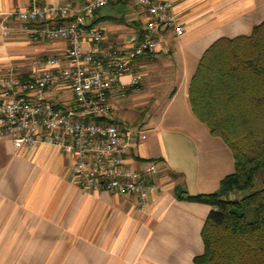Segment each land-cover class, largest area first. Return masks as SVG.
Instances as JSON below:
<instances>
[{"label":"crops","instance_id":"crops-1","mask_svg":"<svg viewBox=\"0 0 264 264\" xmlns=\"http://www.w3.org/2000/svg\"><path fill=\"white\" fill-rule=\"evenodd\" d=\"M84 2L0 0V78L13 75L25 79L32 73L36 60L59 56L66 49L62 41L30 39L18 30L20 23L10 14L33 5L70 3L79 7ZM170 2L172 12L183 26V34L175 37L170 32L161 33L158 53L133 60L134 68L143 76L142 82L135 88H127L125 98L113 100L114 114L125 110L127 100L139 97L141 84L145 89L150 87L151 64L157 61L162 65L157 72L169 74L159 89L167 93L169 103L182 89L186 98L184 108L199 122L188 100L189 81L199 60L218 40L248 38L255 27L264 23V0ZM144 20L145 12L135 0H117L95 12L87 26L101 29L102 46L111 44L128 49L141 37ZM3 27L11 29L7 35L1 34ZM121 81L127 84L128 77H122ZM177 81L180 82L175 88ZM49 99L63 107L72 103L71 95L63 90L55 91ZM115 121L142 132V138L134 139L132 161L140 168L149 161L158 164V172L151 179L156 192L143 209L138 208L137 199L132 196L105 190L79 191L70 172L71 158L57 147L16 149L9 140H0V264H192L202 253L200 232L210 207L177 200L174 189L179 186L192 196L216 191L218 188L195 192L189 187L213 184L204 165L186 159L185 150L175 140L168 150L161 139V150L149 152L140 126L144 122L142 115L138 118L141 124L135 120L125 125L126 121L118 117ZM207 133L205 140L217 144L215 151L226 162L230 159L233 172L229 149L208 130ZM212 139H219L225 148ZM221 179H216L214 185Z\"/></svg>","mask_w":264,"mask_h":264},{"label":"built area","instance_id":"built-area-1","mask_svg":"<svg viewBox=\"0 0 264 264\" xmlns=\"http://www.w3.org/2000/svg\"><path fill=\"white\" fill-rule=\"evenodd\" d=\"M114 1L85 0L79 7L33 5L10 14L17 17L18 30L30 39L62 41L66 49L59 56L36 60L25 79L0 78V140H9L16 149L57 147L71 158L70 172L79 191L132 196L143 209L156 192L151 179L158 164L149 161L140 168L132 161L134 139L142 138V132L116 122L112 103L142 82L133 60L158 53L161 33L180 37L184 29L170 0H135L145 12L139 40L128 49L102 46L101 29L88 27L87 22ZM10 30L3 27L1 34ZM125 76L127 84L121 81ZM58 90L71 95L74 107H69L71 103L58 108L50 101ZM96 118L102 121L95 122Z\"/></svg>","mask_w":264,"mask_h":264},{"label":"trees","instance_id":"trees-1","mask_svg":"<svg viewBox=\"0 0 264 264\" xmlns=\"http://www.w3.org/2000/svg\"><path fill=\"white\" fill-rule=\"evenodd\" d=\"M188 100L196 119L233 158V172L216 191L192 196L174 189L177 200L210 207L200 232L203 251L192 264H264V23L248 38L218 40L205 51L189 81ZM260 171L261 189L228 199L251 188Z\"/></svg>","mask_w":264,"mask_h":264},{"label":"rangeland","instance_id":"rangeland-1","mask_svg":"<svg viewBox=\"0 0 264 264\" xmlns=\"http://www.w3.org/2000/svg\"><path fill=\"white\" fill-rule=\"evenodd\" d=\"M151 66L152 68L149 74L152 76L150 81L152 84L150 87L145 89L144 85L141 84L138 90L139 97L133 100H127L125 110L120 113H113V118L116 120L118 117L119 119L125 120L126 125L134 123L135 120L137 123H140L138 122V118L139 115H142V121L144 122L142 125H140L141 123L138 125H140L144 131V145L149 152L157 153L161 150V139L167 149L173 140L177 141V144L180 142L183 150H185L183 154H186V159L189 158L191 163L203 164L205 171L211 176L209 181L213 180V184L209 182L199 188H191L189 185L190 189H193L195 192L198 189L200 191L215 190L219 187V183L214 185V181L216 179L220 180L223 176L232 172L230 159L229 162H226L223 156L215 151L217 144L215 143V146L213 143L205 140V137L208 135L207 129L201 123L194 121L193 117L190 115L191 113L187 111V107L184 108L186 98L182 89L179 90L175 100L172 103H169V96L165 97L167 93L161 90L163 88L159 89V85H162L164 80L169 78V74L157 72L158 69L162 68V65L157 61L152 62ZM165 66L168 67V65ZM178 82L180 81H177V85L174 84L173 87L177 88L179 85ZM173 117L178 119H173ZM200 133L204 134L203 137ZM212 140L220 144L219 146H223L219 139ZM222 148L225 147L223 146ZM224 150L230 157L229 151L227 149ZM262 178L263 172H257L254 175L251 188L245 191L231 193L228 199L239 200L246 195L261 189Z\"/></svg>","mask_w":264,"mask_h":264}]
</instances>
